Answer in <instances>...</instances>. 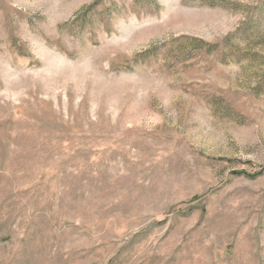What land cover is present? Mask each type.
<instances>
[{"label":"rangeland","instance_id":"obj_1","mask_svg":"<svg viewBox=\"0 0 264 264\" xmlns=\"http://www.w3.org/2000/svg\"><path fill=\"white\" fill-rule=\"evenodd\" d=\"M0 264H264V0H0Z\"/></svg>","mask_w":264,"mask_h":264},{"label":"trees","instance_id":"obj_2","mask_svg":"<svg viewBox=\"0 0 264 264\" xmlns=\"http://www.w3.org/2000/svg\"><path fill=\"white\" fill-rule=\"evenodd\" d=\"M97 1H98V0H97ZM96 3H97V2H96ZM96 3H95V4H96ZM95 4H94V5H95ZM94 5H92V6H94ZM92 6H90V7H92Z\"/></svg>","mask_w":264,"mask_h":264}]
</instances>
